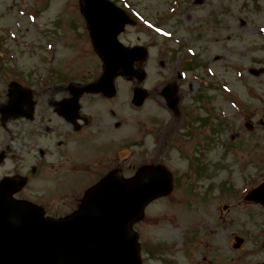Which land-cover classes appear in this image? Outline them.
I'll list each match as a JSON object with an SVG mask.
<instances>
[{
  "label": "rangeland",
  "instance_id": "1",
  "mask_svg": "<svg viewBox=\"0 0 264 264\" xmlns=\"http://www.w3.org/2000/svg\"><path fill=\"white\" fill-rule=\"evenodd\" d=\"M115 1L138 22L122 41L149 46L138 65L146 75L117 77L112 97L84 94L79 131L86 143L113 136L132 150L99 160L85 150L69 164L51 154L62 150L55 139L74 149L73 134L49 133L61 123L46 101L103 70L79 0H0V105L12 81L40 100L33 120L0 122V177L28 174L44 153L48 163L19 195L60 218L105 172L159 163L174 186L135 224L145 264H264V208L243 199L264 180V0ZM167 84L179 87L176 111L162 96ZM137 86L147 90L141 106L131 102ZM235 236L244 238L237 248Z\"/></svg>",
  "mask_w": 264,
  "mask_h": 264
},
{
  "label": "water",
  "instance_id": "2",
  "mask_svg": "<svg viewBox=\"0 0 264 264\" xmlns=\"http://www.w3.org/2000/svg\"><path fill=\"white\" fill-rule=\"evenodd\" d=\"M80 2L95 48L106 63L102 78L88 90L110 93L118 69L130 73L137 56L117 38L132 20L109 0ZM144 97V91L136 90L134 102L139 105ZM26 104L27 112L20 114L30 117L33 104ZM11 113L19 115L14 109ZM19 184L16 178L0 182V264H141L132 223L152 198L171 189L170 177L161 168H144L128 181L113 174L86 194L80 210L54 220L45 218L36 205L12 198ZM247 199L264 206V183Z\"/></svg>",
  "mask_w": 264,
  "mask_h": 264
},
{
  "label": "flooded vegetation",
  "instance_id": "3",
  "mask_svg": "<svg viewBox=\"0 0 264 264\" xmlns=\"http://www.w3.org/2000/svg\"><path fill=\"white\" fill-rule=\"evenodd\" d=\"M67 90H68V94L66 96H70V93H69V90H70V87H66ZM48 104H55L56 101H54L53 99H49L47 101ZM83 104V103H82ZM81 108V107H80ZM83 108V107H82ZM82 108H81V111L79 110V118L81 117V119H79V124L77 125H72V124H69L66 120H64L63 118L59 117L58 114L55 112L54 108H50L49 109V113H51V117H54L56 116L59 120L57 122L61 123V122H64L65 124L69 125L70 127V131H67L66 129H64V127H62V125L58 126L57 125V128L53 129V128H50L49 130V133L50 134H54L57 133L59 135H63L64 133L67 132V134H73V143H74V149H71L70 146L67 147V145H65V143L62 141V139L58 140L55 139L56 143L58 142L57 144V147L60 146L61 144H63V149L61 151H59L57 154H51L53 156V158H55L56 160H59L56 158V155L57 156H60L61 155V160L64 161V163H71L73 162L74 160L76 162H78L79 160V154L82 152V149L84 148L85 145H89V146H98L100 145L103 141H108L110 138H107V137H102L100 140L96 139L97 142H95L94 140H89V142L86 143V140L85 138L82 137V135L80 134V127H81V120H84L85 119V115L82 114ZM112 127V126H111ZM57 136V135H55ZM54 138L52 137V140ZM61 142V143H60ZM55 150H59L58 149H55ZM74 156V157H73ZM36 172V171H35ZM74 173H77L75 171H73L71 174H74ZM72 181V180H70Z\"/></svg>",
  "mask_w": 264,
  "mask_h": 264
}]
</instances>
